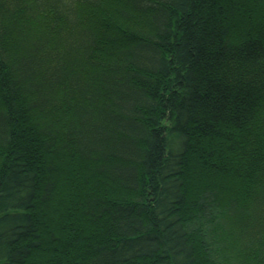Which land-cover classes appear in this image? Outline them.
<instances>
[{
  "label": "trees",
  "instance_id": "obj_1",
  "mask_svg": "<svg viewBox=\"0 0 264 264\" xmlns=\"http://www.w3.org/2000/svg\"><path fill=\"white\" fill-rule=\"evenodd\" d=\"M103 1L0 0V264H264V0Z\"/></svg>",
  "mask_w": 264,
  "mask_h": 264
},
{
  "label": "rangeland",
  "instance_id": "obj_2",
  "mask_svg": "<svg viewBox=\"0 0 264 264\" xmlns=\"http://www.w3.org/2000/svg\"><path fill=\"white\" fill-rule=\"evenodd\" d=\"M116 0H104L103 1V8L101 9V10H98L96 7H92V6H88V5H83V7H82V9L84 10V11H86V12H88V14L89 15H93L94 16V18L95 17H99L100 19H105L104 21H106V22H108V20L110 19L109 18V16L111 15V13H112V11H113V9H110L111 8V5L114 3V4H116ZM241 182L242 181H239V179H234L233 181H231L230 183H229V188H231L232 189V191H234V190H236V189H238L239 188V186H240V184H241ZM250 183V182H249ZM247 185V187H248V184H246ZM226 188H228V187H226ZM237 194V195H236ZM226 195H227V193H226ZM238 197H239V195H238V192L237 193H235V194H231V195H229V196H225L222 200H223V202H224V204H223V208L224 209H229L230 207H234L233 208V210H234V213H236L235 214V217L237 216V211H238V208H237V205L239 206V207H241V204H239V201H237V199H238ZM235 200V205H234V203L233 202H231L232 200ZM230 218H233L234 216H233V214L232 215H228ZM238 217V216H237ZM238 221H240V218H238L237 219ZM238 230H240L239 228H235L234 226L233 227H231V228H229L228 229V232H226V233H228V235H232V233H233V235H236L237 233H238ZM226 231V230H225ZM232 232V233H231ZM230 233V234H229ZM228 235H227V237H228ZM231 238H233V237H231ZM228 258H230L231 259V255H228Z\"/></svg>",
  "mask_w": 264,
  "mask_h": 264
}]
</instances>
